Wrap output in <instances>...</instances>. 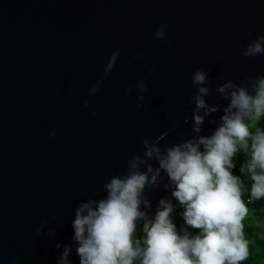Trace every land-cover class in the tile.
Returning <instances> with one entry per match:
<instances>
[{
    "label": "water",
    "instance_id": "obj_1",
    "mask_svg": "<svg viewBox=\"0 0 264 264\" xmlns=\"http://www.w3.org/2000/svg\"><path fill=\"white\" fill-rule=\"evenodd\" d=\"M162 23L167 43L153 38ZM260 35L264 0H0V264H57V243L79 264V202L102 198L145 137L167 132L162 146L191 137L197 69H210L206 99L220 104L219 120L228 101L215 87L264 74V55L242 56ZM209 119L201 134L215 128ZM166 195L162 185L150 193V216Z\"/></svg>",
    "mask_w": 264,
    "mask_h": 264
},
{
    "label": "clouds",
    "instance_id": "obj_2",
    "mask_svg": "<svg viewBox=\"0 0 264 264\" xmlns=\"http://www.w3.org/2000/svg\"><path fill=\"white\" fill-rule=\"evenodd\" d=\"M166 28L160 24L153 38L167 43ZM119 55L116 51L109 58L105 77ZM261 55L264 35L242 45L243 57ZM209 72L200 68L191 74L197 86L192 97L191 137L163 146L167 132L145 137L143 151L127 159L126 170L104 182L102 198L79 202L71 221L79 264H248L253 255L245 223L249 205L264 201V74L250 75L239 83L232 79L219 83L215 92L228 103L217 120L213 114L220 104L206 99L212 95ZM102 84L103 79L97 81L89 95L95 96ZM135 87L143 101L147 84L140 81ZM132 91L129 86L126 95ZM89 103L85 99L84 107ZM141 107L142 103L137 104V109ZM209 117L208 123L215 128L201 134ZM240 154L245 159L237 175L234 169ZM161 185L170 195L159 199L150 216V193ZM173 199L182 209L180 228L173 220L177 207ZM43 227L36 229L37 234ZM48 234L55 235V231ZM55 247L57 264H71L73 246L57 243Z\"/></svg>",
    "mask_w": 264,
    "mask_h": 264
},
{
    "label": "trees",
    "instance_id": "obj_3",
    "mask_svg": "<svg viewBox=\"0 0 264 264\" xmlns=\"http://www.w3.org/2000/svg\"><path fill=\"white\" fill-rule=\"evenodd\" d=\"M245 157L240 154L236 159L237 167L234 169L235 174L240 175V165L243 163ZM247 199V196H246ZM175 209L176 219L175 223L180 228L183 225V218L181 216L182 209L179 204H176ZM250 215L246 220V233L252 243L253 255L250 257L248 264H264V201H255L249 205ZM195 232V230H191Z\"/></svg>",
    "mask_w": 264,
    "mask_h": 264
},
{
    "label": "built area",
    "instance_id": "obj_4",
    "mask_svg": "<svg viewBox=\"0 0 264 264\" xmlns=\"http://www.w3.org/2000/svg\"><path fill=\"white\" fill-rule=\"evenodd\" d=\"M175 219H176V214H175V212L173 213V220L175 221Z\"/></svg>",
    "mask_w": 264,
    "mask_h": 264
}]
</instances>
